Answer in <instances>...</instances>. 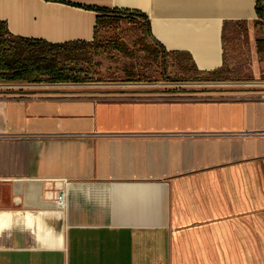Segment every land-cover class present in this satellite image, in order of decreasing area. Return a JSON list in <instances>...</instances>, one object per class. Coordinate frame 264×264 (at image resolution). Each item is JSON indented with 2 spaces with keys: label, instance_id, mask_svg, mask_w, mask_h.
Instances as JSON below:
<instances>
[{
  "label": "crops",
  "instance_id": "crops-1",
  "mask_svg": "<svg viewBox=\"0 0 264 264\" xmlns=\"http://www.w3.org/2000/svg\"><path fill=\"white\" fill-rule=\"evenodd\" d=\"M98 6L147 14L167 50L214 72L192 82L209 95L0 79V264H264L257 0H0V20L93 40Z\"/></svg>",
  "mask_w": 264,
  "mask_h": 264
},
{
  "label": "trees",
  "instance_id": "trees-1",
  "mask_svg": "<svg viewBox=\"0 0 264 264\" xmlns=\"http://www.w3.org/2000/svg\"><path fill=\"white\" fill-rule=\"evenodd\" d=\"M97 10L93 40L52 42L41 38L13 34L6 22L0 20V79L26 81H93L94 55L118 50L132 53L125 35L131 29L141 32L135 40L149 52L153 62L161 65L163 80L212 79L214 72L201 74L190 55L167 50L153 35L150 20L142 11L120 7H93ZM257 9L264 16V0H257ZM134 18H128V17ZM136 17V18H135ZM140 20H138V19ZM184 70L188 74L172 77L171 70ZM128 80H148L129 73Z\"/></svg>",
  "mask_w": 264,
  "mask_h": 264
},
{
  "label": "rangeland",
  "instance_id": "rangeland-1",
  "mask_svg": "<svg viewBox=\"0 0 264 264\" xmlns=\"http://www.w3.org/2000/svg\"><path fill=\"white\" fill-rule=\"evenodd\" d=\"M134 18V17H128ZM136 18V17H135ZM138 19V18H137ZM140 20V19H138ZM141 35L140 31L136 29H131L125 35V39L127 40L129 46L132 48V53L130 55H125L118 50H112L110 52L105 51L101 52L100 54L94 55V61L96 64L93 66L92 71L95 70V76L97 78H113V79H120V80H128V74L134 73L136 74V78L138 74L144 76L149 81H159L161 79V65L157 62H153L149 52L146 49H143L141 45L135 40H137ZM172 77L184 76V74H188V72L182 70L173 69L170 71ZM133 80V79H129ZM168 81L166 88L172 90V88H182L183 94H173L170 93L167 96L170 97H181V98H194L200 96H208L209 93L207 89H201L200 87H194V80L187 79L182 80V83H174L172 80ZM172 92V91H171ZM162 96V95H160Z\"/></svg>",
  "mask_w": 264,
  "mask_h": 264
},
{
  "label": "built area",
  "instance_id": "built-area-1",
  "mask_svg": "<svg viewBox=\"0 0 264 264\" xmlns=\"http://www.w3.org/2000/svg\"><path fill=\"white\" fill-rule=\"evenodd\" d=\"M262 97H264V91L261 93ZM60 202L62 203V201L60 200Z\"/></svg>",
  "mask_w": 264,
  "mask_h": 264
}]
</instances>
